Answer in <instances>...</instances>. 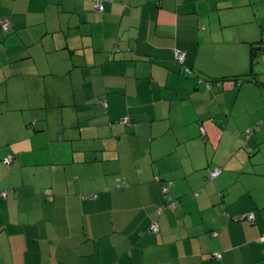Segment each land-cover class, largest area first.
Wrapping results in <instances>:
<instances>
[{
  "label": "crops",
  "instance_id": "1",
  "mask_svg": "<svg viewBox=\"0 0 264 264\" xmlns=\"http://www.w3.org/2000/svg\"><path fill=\"white\" fill-rule=\"evenodd\" d=\"M94 1L0 0V264H264V0ZM105 129L157 167L71 177Z\"/></svg>",
  "mask_w": 264,
  "mask_h": 264
},
{
  "label": "rangeland",
  "instance_id": "2",
  "mask_svg": "<svg viewBox=\"0 0 264 264\" xmlns=\"http://www.w3.org/2000/svg\"><path fill=\"white\" fill-rule=\"evenodd\" d=\"M101 134L103 136L101 138H98L97 140L74 138L69 140L66 144L64 143L60 145L59 149H57L56 146L52 148L54 151V155L56 156L59 155V153L68 155L69 150H71L72 153L71 156L73 158V161L67 166L68 170H71L70 173L71 177H76V175L73 174L75 173V171H77L76 170L77 168L72 170L73 168H75L74 162H77L84 158H91L97 156L100 158L101 162L100 165L97 166L95 169L102 175L104 173V177H115V179L118 178L117 184H115V186L112 185V187L115 188L117 187L118 190H122L123 188H120L119 186L123 182H128V181L123 180L121 177L149 176L151 171L155 167H157L158 161H153L151 153H149V151L147 150L148 147L145 146L140 147V145H135V144L132 145L131 143H129V138H128L129 135H127V133L124 132L122 137L118 135L112 137V135H109V132L107 130L106 133H101ZM112 157L115 160H112ZM120 165L122 169L121 172L118 171ZM91 169L92 168L90 167L82 166L78 168L79 173L76 174L81 177H86L84 176L86 171H91ZM180 169L181 168H179V170ZM210 171L211 170H209L207 173V178H209L210 182L211 181L214 182V179L210 178L209 175ZM39 173H41V177L49 176V172L47 171L45 173L44 172H39ZM192 194L193 196H196L197 192L193 191ZM177 203L178 201L176 202V205ZM176 205L170 206V208H174L176 207ZM162 206L164 207L163 211H165V204H163Z\"/></svg>",
  "mask_w": 264,
  "mask_h": 264
},
{
  "label": "trees",
  "instance_id": "3",
  "mask_svg": "<svg viewBox=\"0 0 264 264\" xmlns=\"http://www.w3.org/2000/svg\"><path fill=\"white\" fill-rule=\"evenodd\" d=\"M98 1H100V2H102L101 0H96V1H94V6H95V4H96V2H98ZM103 4V3H102ZM103 7H104V5H103ZM96 8V7H95ZM103 10H104V8H103ZM103 10H99V11H103ZM3 29H7V21H5L4 22V20H3ZM120 44H121V39L119 38V39H117V41H116V43H115V48H114V53H116V52H118L119 50H120ZM260 49H262V50H264V40L262 41H259V42H253V43H251V62H253L254 61V56L256 55V53L260 50ZM183 52V51H182ZM184 53V58L183 59H181V58H179L178 56H177V54H176V57H177V59L182 63V64H184L185 65V68H186V73H188V74H190V73H193V72H195L194 70H193V68H191V67H189V66H187L185 63H186V53L185 52H183ZM196 79L198 80V82L199 83H202V82H205L206 81V83H207V85H211L213 82H214V80H224V79H226V77H220V78H210V79H203L202 77H200V73H198V72H196ZM228 78V77H227ZM235 80H237V81H239V82H243V81H255L256 83H262V82H260L256 77H255V74H252V73H247V74H242V75H240V76H238V77H235ZM104 106H105V108H107L108 107V104L105 102L104 103ZM264 121V120H263ZM263 121H259L258 123H256V124H254L253 126H251V127H249L248 129H246V131H245V135L246 136H248V135H250V134H252V133H254L256 130H258L259 128H260V126H261V124H262V122ZM125 123L126 124H128L129 123V120L127 121H125ZM33 124H35V123H33ZM203 128H201V131H202V133H204V129L202 130ZM12 161H13V158H12ZM11 163H9L8 165H10ZM222 169V168H221ZM223 170V169H222ZM212 171V170H211ZM222 172V171H221ZM210 175V174H209ZM217 177V176H216ZM215 177V178H216ZM211 178V177H210ZM215 178H211V179H215ZM128 183V182H127ZM128 185H129V183H128ZM127 185V186H128ZM127 186H125V187H127ZM125 187H123V188H125ZM117 188V187H116ZM93 196H95V194L93 193V194H91V197H93ZM242 218V217H241Z\"/></svg>",
  "mask_w": 264,
  "mask_h": 264
},
{
  "label": "built area",
  "instance_id": "4",
  "mask_svg": "<svg viewBox=\"0 0 264 264\" xmlns=\"http://www.w3.org/2000/svg\"><path fill=\"white\" fill-rule=\"evenodd\" d=\"M95 7H96L97 10H103V8H104L102 2H100V1L96 2ZM177 56H178L179 58L183 59V58H184V53H183L182 51H178V52H177ZM202 130H203V129H202ZM4 162L7 163V164L11 163V162H12V157H10V156L5 157V158H4ZM221 171H222L221 168H217V169H214V170L210 171V173H209V174H210V177H211V178H215L216 176H218V175L221 173ZM127 185H128L127 182H123L119 187H120V188H123V187H125V186H127ZM164 189H165V190H168V185H166V186L164 187ZM3 194L6 195V192H3ZM171 198H172V197H171ZM176 202H177V201H176L175 199L172 198V199L170 200L169 204L165 205V208H166L167 206H175V205H176ZM163 209H164V207L161 206L160 209H159V213H161V212L163 211ZM253 217H254L253 214H248V215H245L244 218L253 219ZM152 230H153V231H158V230H159V224H158V222H155V223H154V225H153V227H152ZM215 234H216V233H215ZM216 256H217L218 258L221 257V253H217Z\"/></svg>",
  "mask_w": 264,
  "mask_h": 264
}]
</instances>
